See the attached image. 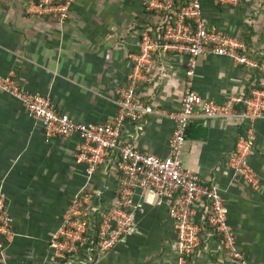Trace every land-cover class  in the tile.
<instances>
[{
	"label": "crops",
	"instance_id": "obj_1",
	"mask_svg": "<svg viewBox=\"0 0 264 264\" xmlns=\"http://www.w3.org/2000/svg\"><path fill=\"white\" fill-rule=\"evenodd\" d=\"M33 0H0V75H13L21 88L48 95L56 108L74 120L104 123L117 112V90L139 52L142 32L156 18L148 0H73L63 22L55 14L34 15ZM210 26L239 37L249 57H259L257 69L235 60L200 56L194 89L218 103L231 96L264 88V0H239L237 5L201 0ZM247 40V42H246ZM148 80L137 92L154 109L175 112L184 88V57L159 54ZM258 60V59H257ZM255 84V85H254ZM248 87V88H247ZM246 96V95H245ZM174 127L169 116L148 115L126 125L124 139L137 148L165 157ZM231 118L194 117L182 152L185 168L217 186L234 226L237 242L249 264H264V119L255 123L250 164L259 178L253 189L234 174L228 161L240 134ZM76 137L47 138L14 97L0 93V191L13 216L12 241L4 250L12 264H180L173 222L167 205L147 195L132 230L107 253L83 246L71 258L56 260L49 243L60 228L70 200L86 183L76 162ZM119 182L112 162L102 164L90 182L111 203ZM201 242L184 264H234L223 252L220 238L207 223L203 205L195 206Z\"/></svg>",
	"mask_w": 264,
	"mask_h": 264
},
{
	"label": "built area",
	"instance_id": "obj_2",
	"mask_svg": "<svg viewBox=\"0 0 264 264\" xmlns=\"http://www.w3.org/2000/svg\"><path fill=\"white\" fill-rule=\"evenodd\" d=\"M73 0H33L28 10L34 15L55 14L63 22ZM237 5L239 0H214ZM173 0H148L147 10L166 12L157 26L142 32L139 52L127 75V82L117 90V112L104 123H85L59 111L48 95L21 88L13 75H0V93L17 99L27 115L43 128L47 138L76 137V162L83 166L86 183L70 200L60 228L49 247L58 259L71 258L83 246L89 252L111 251L133 228L145 197L155 198L158 206L167 205L173 222L175 246L180 264L193 255L201 242V226L195 220V206L201 204L212 232L220 238L221 248L234 264H249L237 242L234 227L220 189L204 182L200 175L184 167L182 152L187 130L194 117L204 119L231 118L241 129L228 164L233 173L253 189L259 188V178L250 164L255 123L264 119V89L251 88L249 95L231 96L218 103L204 99L194 89L198 58L208 54L229 57L250 68L258 63L247 55L245 43L216 26H210L203 16L201 0H187L179 10L172 9ZM173 53L184 57V88L180 107L175 112L154 109L145 104L137 89L148 80L159 54ZM169 116L174 127L168 140V155L161 157L143 151L124 139L126 125L136 124L148 115ZM112 162L119 172V182L111 203L100 202L101 192L90 188L99 167ZM14 219L0 191V264H12L4 250L14 237Z\"/></svg>",
	"mask_w": 264,
	"mask_h": 264
},
{
	"label": "trees",
	"instance_id": "obj_3",
	"mask_svg": "<svg viewBox=\"0 0 264 264\" xmlns=\"http://www.w3.org/2000/svg\"><path fill=\"white\" fill-rule=\"evenodd\" d=\"M186 3H187V0H173V2H172V5H171V7H172V9H174V10H179L181 7H183L184 5H186ZM150 13H151V15H153L155 18H156V21H154V23H151V25H152V30H151V35L152 36H155L156 35V33H155V30H156V28H157V26L160 24V21H161V19L164 17V15L166 14V12H164V11H161V10H148ZM246 42H247V40H246ZM247 53V55H249V53H248V51L246 52ZM250 56V55H249ZM251 57H253V58H255L256 59V62L258 63V65H259V57L257 56V55H251ZM258 59V60H257ZM255 69H257V67L255 68ZM255 85V84H254ZM256 87H258V88H263V86H260L259 84H258V82H256ZM248 88V87H247ZM264 89V88H263ZM245 95L247 96V95H249V90H247L246 91V93H245ZM189 129V128H188ZM187 133H188V130H187ZM228 218H229V216H228ZM229 222H230V220H229ZM230 224L232 225V223L230 222ZM233 226V225H232ZM234 227V226H233ZM97 250H95L94 252H93V255H97ZM70 255L71 254H67V256H68V258L70 257ZM56 260H62V259H56ZM66 260V259H65Z\"/></svg>",
	"mask_w": 264,
	"mask_h": 264
}]
</instances>
